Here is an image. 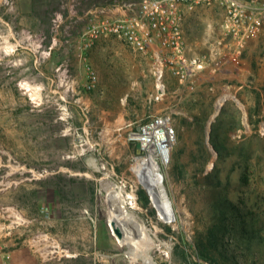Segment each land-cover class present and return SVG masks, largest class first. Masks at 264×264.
I'll return each instance as SVG.
<instances>
[{
  "label": "rangeland",
  "instance_id": "obj_1",
  "mask_svg": "<svg viewBox=\"0 0 264 264\" xmlns=\"http://www.w3.org/2000/svg\"><path fill=\"white\" fill-rule=\"evenodd\" d=\"M141 2L0 0V264H129L104 178L135 193L126 205L166 244L155 264H264V27L238 46L219 5L197 6L183 30L204 68L167 71L159 92L153 59L123 39L82 46L94 18ZM161 115L175 130L159 160L173 223L139 182L149 152L131 139Z\"/></svg>",
  "mask_w": 264,
  "mask_h": 264
},
{
  "label": "built area",
  "instance_id": "obj_2",
  "mask_svg": "<svg viewBox=\"0 0 264 264\" xmlns=\"http://www.w3.org/2000/svg\"><path fill=\"white\" fill-rule=\"evenodd\" d=\"M210 3L223 9L225 29L238 46H244L246 40L257 36L264 27V0H142L134 13L94 18L83 33V49L96 39L112 34L153 59L155 79L164 80L166 72L170 71L185 80L204 68V60L188 54L183 22L187 13ZM157 57L163 59L165 66L160 74L155 67ZM131 139L143 150L151 148L158 161L167 164L175 142V130L170 118L161 115L141 126ZM7 256L10 258L9 254Z\"/></svg>",
  "mask_w": 264,
  "mask_h": 264
},
{
  "label": "bare ground",
  "instance_id": "obj_3",
  "mask_svg": "<svg viewBox=\"0 0 264 264\" xmlns=\"http://www.w3.org/2000/svg\"><path fill=\"white\" fill-rule=\"evenodd\" d=\"M155 65L158 74L163 72L165 66L162 58L157 57ZM155 80L159 92L164 91V80ZM147 151L149 153L140 172L139 182L151 197V205L156 208L159 219L167 223H173L177 217L173 202L166 191L161 174V166L154 151L151 148ZM101 186L105 191V198L111 212L116 213L110 215L109 221L115 220L117 225L123 230L124 236L118 240V244L120 247L125 248V255L130 260L129 264H155L152 250L159 246H166V244L162 240L157 239L155 231L142 220L135 211L136 209L131 210L126 205L129 204L133 208L139 207L135 193L132 192L125 195L123 186L117 185L116 182L109 178L102 179ZM157 228H159L158 225ZM139 260H142L143 263L139 262Z\"/></svg>",
  "mask_w": 264,
  "mask_h": 264
},
{
  "label": "water",
  "instance_id": "obj_4",
  "mask_svg": "<svg viewBox=\"0 0 264 264\" xmlns=\"http://www.w3.org/2000/svg\"><path fill=\"white\" fill-rule=\"evenodd\" d=\"M240 101V100H239ZM239 106H240V104H242V103H239V102H237V101H235ZM241 107V106H240ZM243 108V107H242ZM244 109V108H243ZM220 110H221V108L219 109V111H218V113L220 112ZM218 113H217V115H218ZM245 114L246 113H244V118H245ZM217 115H216V117H217ZM214 120H216V118H214ZM208 139H209V135L207 134V142H208ZM137 147H138V149H139V151H141V150H143V148H141V145L140 144H137ZM109 223H110V226H111V228H112V232H113V234L114 235H116L117 236V238H119V239H122L123 238V236H124V233H123V230L121 229V227L119 226V225H117V223L115 222V220H111V221H109Z\"/></svg>",
  "mask_w": 264,
  "mask_h": 264
}]
</instances>
